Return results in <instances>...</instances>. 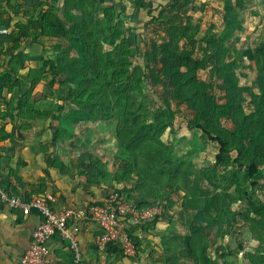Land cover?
I'll return each instance as SVG.
<instances>
[{
    "label": "rangeland",
    "instance_id": "obj_1",
    "mask_svg": "<svg viewBox=\"0 0 264 264\" xmlns=\"http://www.w3.org/2000/svg\"><path fill=\"white\" fill-rule=\"evenodd\" d=\"M50 1L54 22L58 24L57 31L62 34L64 17L61 14L65 9L63 0ZM150 1L97 0L98 7L88 3L89 9L87 8L99 19H102L101 12L107 15L108 23H112L110 30L114 31L115 40H118L119 35L120 42H131L138 48L137 52H133V48L128 50L132 51L129 61L133 62L129 72V93L138 107L136 114L147 119L148 131L155 126L151 124L154 123L153 117L159 109L160 98L166 97L172 102L176 100L173 88L168 91L161 83H153L146 77L145 66H148V63L142 48H146L149 40L164 42L163 39L168 33L165 26L158 28L154 24L149 25L145 11L134 9L139 2H149L147 9H155L163 0ZM174 1L179 3L181 13L178 16V12H172L170 19L186 24L190 27L188 33H195L190 43L182 44V48L193 49L195 55L202 56L205 53L204 48L208 46L204 42L205 39L213 38L209 37L212 28L215 27L219 33L215 47L218 52H215L216 62L207 64L208 72H200L198 78L201 79L198 81L211 84L216 91L214 97L219 99L216 105L211 106L210 115L220 119L225 126L231 127L228 119L232 113L228 109L231 101L216 90L212 71L217 60L232 56L237 70L240 69L238 73L243 78L242 85L246 76L254 79L258 75L263 57L256 54V48L264 42V0H208V4L204 6L200 0ZM71 13L75 17L78 16L74 11ZM155 15H159V12ZM9 17L13 29L7 35L3 34L2 40L5 41L8 35L14 34L9 38L19 36L17 41L14 39L21 47L15 54L7 56V63L18 54L23 59L42 57L43 60L53 61L54 69L50 71L48 67L45 71L47 79L43 82L44 89L47 87L49 91L48 82L56 77L57 82L52 91L57 92L60 86L64 90L71 88L77 91L80 83L70 85L61 72L65 69L64 72L69 76L71 69L75 72L83 67V64L79 63L82 59L78 44L72 43L68 49L69 53H52L51 50L32 43V39H35L33 31L27 33L18 26L20 22L25 29L29 28L28 23H32L33 16H26L28 22L23 19V14L9 13L6 18ZM120 19L125 22V28ZM108 23L104 21L103 25L107 27ZM122 29H127V36L124 38L125 30ZM143 39L145 42L141 47ZM47 42L49 47L53 46L52 42ZM115 45L121 50L119 43ZM208 51L213 52L210 49ZM72 58L77 62L74 66L69 64L74 62ZM40 68H43L42 63ZM37 90L42 91L41 88ZM32 96L35 98L33 104L36 103L37 108H44L39 114H33L41 118L37 123L43 124L45 119H50L51 122L60 119L63 121L62 126L67 130L62 128L58 137L64 140L62 137L72 135L67 142L72 140L77 146L82 145L85 153L81 167L86 176L89 170L96 171L93 178L105 185L106 198L112 193H117L126 206H134L139 211L156 212L154 218H158L137 226V230L134 228L132 236L130 235L132 243L127 254L132 255L133 264H167V258L171 260V264H205L204 259L209 264H264L263 210L261 214L257 212L264 206V158L261 160L259 183L253 186L252 180L245 173L238 171L233 163H217V146L201 132L187 129L185 122L176 123L175 129L170 127L166 130L161 139L167 147L160 149L161 151L151 150L154 143H148L132 154L123 148L116 135L117 127L121 124V108L118 113H112V116L105 118L101 114H85L72 103L67 94H61L57 99L54 97L49 106L48 94ZM219 105H225L226 108L221 109ZM248 108L250 107L246 106V109ZM171 109L177 117L185 112L184 106L174 105ZM69 123L74 125L71 130L67 128ZM248 136L247 140L250 141L254 136L253 132ZM69 145L75 149L70 143ZM248 146L249 150H253L254 145L248 143ZM187 164L191 167L187 166L185 169L193 173L194 183L182 181L181 173L170 181L169 175L176 174ZM204 250L207 253H204ZM193 251L197 254L196 258ZM123 257L127 255L124 253Z\"/></svg>",
    "mask_w": 264,
    "mask_h": 264
},
{
    "label": "trees",
    "instance_id": "obj_2",
    "mask_svg": "<svg viewBox=\"0 0 264 264\" xmlns=\"http://www.w3.org/2000/svg\"><path fill=\"white\" fill-rule=\"evenodd\" d=\"M206 1L208 0H200V3H203L204 6L208 4ZM88 3L98 7L97 0H78L77 2L63 0V9H65L61 15L64 17V32L60 34L57 31L58 24L54 22L50 0H0V28L8 30L5 35L12 32L10 17L6 18V16L9 13L23 14V19L27 22L26 16H33L32 23H28L29 28L26 29L20 22L18 26L27 33L29 31L35 33L33 35L35 39H32V43L37 47L47 48L52 53L65 54L70 52L68 49L72 43H77L82 59V62L79 63L83 64V67L75 72L71 69L69 76L64 72L65 69L61 73L66 76L67 83H71L70 85L80 83L79 89L77 91H73L71 88L64 90L60 86L57 88L58 98L61 94H67L79 110L88 115L92 114V116L101 114L105 118L106 116L110 117L112 113H118V109L121 108V124L117 127L116 135L123 148L132 154H135L137 150L148 143H154L151 150L167 147L161 139L166 130L170 127L175 129L176 123L185 122L187 129L201 132L208 137L211 143L217 146L218 151L215 156L217 163L221 165L228 162L233 163L238 171L245 173L252 180L253 186L257 185L261 160L264 158V42L258 44L259 48H256V54L263 57L260 72L254 79L246 76L243 85L241 84L243 78L238 73L240 69L237 70L236 62L232 56L225 60H217L212 71L216 90L221 96H225L231 101L230 103L228 101V109L232 112L228 119L232 125L231 127L225 126L220 119L210 115L211 106L219 102L218 97H214L216 96L214 87L206 81H198L201 79L198 78L200 72H208L207 64L212 61L216 62L215 52L217 54L218 52L215 47L219 34L217 29L212 28L211 36H209L213 37L212 40L205 39L204 42L208 45L204 48L205 53L202 56H197L193 49L182 48V44L190 43V40L193 39L194 31L188 33L189 26L170 19L172 12H178L177 15L180 16L178 2L163 0L160 6L155 7V9H147L149 2L136 4L134 9L146 12V22L149 25L154 24L158 28L165 26L168 29V33L163 39L164 42L149 40L146 48L142 49L146 63H148V66H145L146 77H149L153 83H161L168 91L173 88V95L176 98L174 102L166 97L160 98L159 109L153 117L154 123L151 124L155 126L152 127L151 131H148L146 128L149 126L147 119L136 114L138 107L132 100L131 93H129V72L133 62L129 61L132 58V51L128 52V50L135 49L133 52H137L138 48L131 42L126 43L123 42L124 40L120 42L119 35L117 36L118 40H115L114 31L110 30L112 23H108L107 15L101 12L102 19L93 16V13L88 10ZM71 11H74L78 16L75 17ZM156 12H159V15H155ZM104 21L106 24L108 23L107 27L103 25ZM121 21L125 28V22ZM126 31L127 29L123 31L125 32L123 38L127 36ZM3 34L0 35V103L6 101L8 103L7 111L2 115L4 118L15 120L16 117L20 118V116L14 113L24 109L27 112L24 113L23 117L25 119L31 118V111L36 110L31 105V102L35 100L32 93L38 88H41L43 92L47 90L44 89L45 83H43L47 79L45 71L48 67L50 71L54 69L55 63L50 60H43L42 57L23 59L20 54L14 56L7 63V56L15 54L21 44L15 42L19 36L9 38V36H14V34H10L4 41L2 40ZM47 41L52 42L53 46L49 47ZM102 42L111 45L108 46ZM144 42L145 39L140 43L141 47ZM117 43H119L118 47H121V50L116 47L115 44ZM209 49L213 52H209ZM72 59L74 62L69 64L74 66L77 62L75 58ZM40 63L43 64V68H40ZM6 65L8 66L6 67ZM152 75L155 77L153 78ZM55 78L48 82V95L52 99L55 96L52 91L57 82ZM47 102L48 106L52 104L50 100ZM174 105L184 106L185 112L177 117L171 109ZM246 106L250 108L246 109ZM219 107L221 109L226 108L225 105H219ZM252 132L254 136L248 141V135ZM248 143L254 145L253 150H249ZM187 166L191 167L190 164H187L176 174H170V181L181 173L182 181L188 184L194 183L193 173L185 169ZM174 183L176 184V182ZM3 185L8 193L15 194L6 186L4 179ZM147 207L151 208L152 206ZM261 210H263L264 217V206L257 212L261 214ZM153 218L141 224L132 225L129 234L132 236L134 228L137 230V226L154 221L158 216ZM118 246L111 244L107 251L112 248L123 256L124 252L118 249ZM204 253L207 252L204 250ZM195 255L197 256L196 252L193 251L194 258H196ZM203 262L209 264L205 259ZM167 264H171V260L168 258Z\"/></svg>",
    "mask_w": 264,
    "mask_h": 264
},
{
    "label": "crops",
    "instance_id": "obj_3",
    "mask_svg": "<svg viewBox=\"0 0 264 264\" xmlns=\"http://www.w3.org/2000/svg\"><path fill=\"white\" fill-rule=\"evenodd\" d=\"M7 32L6 28H0V35ZM53 93L57 99V92ZM39 94H48V90H35L32 95ZM48 100L53 103L51 97ZM7 103H0V172L6 186L24 199L51 195L56 201L53 205L56 211L101 204L106 199L105 185L93 178L96 175L94 170H89L86 176L81 167L85 153L82 145L79 147L71 140L69 143L75 147L73 149L67 142L72 135L62 137L64 140L58 137L62 128L66 129L62 126L63 121L45 119L43 124L37 123L41 118L33 114H39L44 108H37L35 102L31 105L37 111H31V118L23 117L27 112L24 109L14 113L20 118H4L2 114L7 111ZM73 127L71 123L67 126L68 130ZM40 221L36 213L25 216L0 202V264H21ZM81 226L82 264H133L132 255L120 246L118 249L127 257L112 248L106 253L99 252L94 241L99 228L90 220L81 222ZM49 249L52 264H72L71 248L59 235L50 241Z\"/></svg>",
    "mask_w": 264,
    "mask_h": 264
},
{
    "label": "built area",
    "instance_id": "obj_4",
    "mask_svg": "<svg viewBox=\"0 0 264 264\" xmlns=\"http://www.w3.org/2000/svg\"><path fill=\"white\" fill-rule=\"evenodd\" d=\"M0 202L25 216L35 212L41 218L21 264H52L49 243L56 235L69 244L73 254L72 264H82L79 235L81 222L86 220H90L99 228L94 240L99 252L106 253L111 244H117L125 252H129L132 243L130 227L151 220L156 213L152 210L139 211L134 206H126L117 193L110 194L101 204L77 210L65 208L56 211L53 207L56 201L51 195L24 199L19 195L8 193L4 188L1 172Z\"/></svg>",
    "mask_w": 264,
    "mask_h": 264
}]
</instances>
